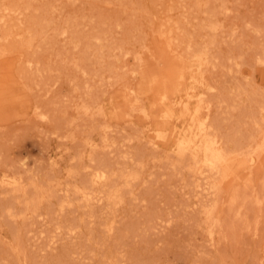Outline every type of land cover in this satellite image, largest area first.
I'll list each match as a JSON object with an SVG mask.
<instances>
[{
	"label": "rangeland",
	"instance_id": "374dc122",
	"mask_svg": "<svg viewBox=\"0 0 264 264\" xmlns=\"http://www.w3.org/2000/svg\"><path fill=\"white\" fill-rule=\"evenodd\" d=\"M27 2L23 23L42 16L51 27L29 51L14 50L0 59L8 75L15 73L25 85L18 87L24 93L20 99L0 92V177H19L25 188L17 196L0 191V264H264V186L254 178L244 188L240 183L222 189L207 201L214 208L206 219L203 197L193 195L186 174L171 169L160 148L151 150L137 136L156 119L179 122L177 83L193 84L194 92L211 100L202 112L210 109L209 116L231 138L251 129L241 121L247 99L239 88L249 90L258 82L264 0ZM169 13L193 36V47L208 45L210 57L194 82L193 57L175 60L155 38ZM14 17L13 24L19 21ZM207 21L215 25L213 32L200 29ZM126 91L148 111L146 121L133 119L137 109L128 114ZM218 95L224 101L217 109L212 102ZM101 165L137 175L119 205L94 206L90 217L72 188ZM66 186L65 196L59 188ZM235 188L245 194L229 209ZM67 199L70 203L60 206ZM72 226L74 237L67 232ZM55 234L58 239L49 246L47 239Z\"/></svg>",
	"mask_w": 264,
	"mask_h": 264
},
{
	"label": "bare ground",
	"instance_id": "6f19581e",
	"mask_svg": "<svg viewBox=\"0 0 264 264\" xmlns=\"http://www.w3.org/2000/svg\"><path fill=\"white\" fill-rule=\"evenodd\" d=\"M0 2L2 1L0 0ZM29 7L30 3L27 0H18L12 5L0 3V59L7 52L14 50L24 54V52L29 51L46 38L47 30L51 27L50 20L43 23L42 16H33L29 19L30 21L24 24V20L20 18L23 10ZM14 16L19 18V21L13 24L10 19ZM167 16L165 21L159 23L155 38L159 37L158 39L164 44L167 53L174 56L175 60L178 55L193 57L192 60L196 66L194 68L195 72L191 75L194 82L197 75L201 73V64H206L210 57L208 55V45L200 44L193 47V36L185 34L183 32L184 26L174 21L170 13ZM204 27H207L209 31H214L215 25L211 21H207L200 25V29ZM56 31L62 34L66 33L65 29ZM11 41L14 42L13 45ZM212 41L213 37L208 40V42ZM203 60H206V62H202ZM256 61L258 64V82L256 86L249 90L239 88L240 92L246 94L247 99L246 107L242 106V109H240L244 116L241 117V121L243 123L249 122L251 128L246 132L244 131V134L231 138L228 133L220 131L217 120L209 116L210 109L202 112L204 103L206 102V106H209L208 102H211V100L205 99L203 95L194 92L191 89L193 84L181 87L182 84L177 83V89L181 88V93H178L180 95L174 100L179 112L174 118H180L179 122L169 121L168 119L158 120L155 117L157 120L155 124L147 131L137 135L144 139L143 143H147L151 150L155 151L160 148L161 155H163L171 169L186 174L189 178L186 184L192 187L193 195H197L195 196L197 198L200 195H202L200 198L203 197L200 203V211L204 213L206 219L212 218L214 208V203L209 204L207 201L212 200L222 189L232 188L233 185L240 183L244 188L247 185H252L254 178L256 181L258 180V184L264 186V155H261V151H264V57L257 56ZM164 63L167 62L164 61ZM2 65L0 64V92L20 99V96L24 93L18 90V87L25 86L24 83L15 73L12 76L8 75L7 70L9 68ZM1 69H4V71ZM207 88L212 89L214 86H207ZM125 94L127 95L126 107L130 108L128 114L132 115V111L137 109L140 114L133 119L146 121L149 117L148 111L143 106H138L133 102L136 100V96H132L131 92L126 91ZM192 97H196L194 103L191 100ZM223 101L224 99L218 95L212 103L218 109ZM82 110L86 111L87 106L82 105ZM85 143L89 147L94 145L92 141ZM136 175V170L122 169L115 173L111 167L101 165L88 171V177L84 178L83 184L74 185L72 192L79 199L78 205L88 208L89 216L93 217L95 211L92 208L94 206H98V209L106 208L110 210L112 207L115 208L119 205L124 199V189L127 185H130L131 180ZM31 184L36 190L40 189L35 182H31ZM24 189L22 180L19 177H8L5 174L0 177L1 192L5 190L17 196V192L24 193ZM59 189L64 190L63 194L65 196L69 195L67 186ZM229 194L231 206H229V209H231L234 203L245 193L235 188ZM62 200L60 206L70 203V199ZM254 200H258L257 195ZM111 226L108 224L106 229L110 231ZM67 232L69 236L74 237L73 226ZM89 233L91 234L92 231L89 230ZM208 234L211 237L212 229L208 230ZM56 235H51L47 239V241H50V245L46 244L53 245L58 239Z\"/></svg>",
	"mask_w": 264,
	"mask_h": 264
}]
</instances>
